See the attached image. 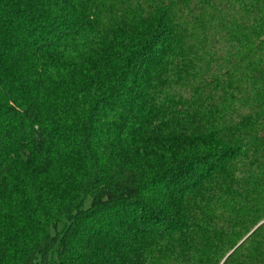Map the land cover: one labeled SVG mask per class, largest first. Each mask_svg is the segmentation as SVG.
I'll return each mask as SVG.
<instances>
[{"label": "trees", "instance_id": "16d2710c", "mask_svg": "<svg viewBox=\"0 0 264 264\" xmlns=\"http://www.w3.org/2000/svg\"><path fill=\"white\" fill-rule=\"evenodd\" d=\"M0 264H264V0H0Z\"/></svg>", "mask_w": 264, "mask_h": 264}]
</instances>
